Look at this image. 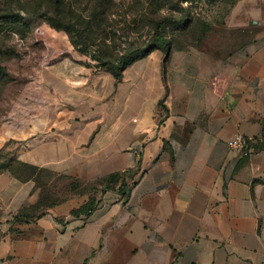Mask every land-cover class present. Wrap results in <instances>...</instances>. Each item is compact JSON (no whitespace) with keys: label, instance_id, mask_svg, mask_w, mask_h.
<instances>
[{"label":"crops","instance_id":"obj_1","mask_svg":"<svg viewBox=\"0 0 264 264\" xmlns=\"http://www.w3.org/2000/svg\"><path fill=\"white\" fill-rule=\"evenodd\" d=\"M223 31L155 48L120 79L72 52L39 73L56 93L31 105V156L50 159L35 163L81 190L127 170L126 192L116 182L88 214L70 199L16 223L0 264H264V0H235ZM235 132L259 140L243 153ZM31 188L11 174L0 206L19 209Z\"/></svg>","mask_w":264,"mask_h":264},{"label":"rangeland","instance_id":"obj_2","mask_svg":"<svg viewBox=\"0 0 264 264\" xmlns=\"http://www.w3.org/2000/svg\"><path fill=\"white\" fill-rule=\"evenodd\" d=\"M46 1L54 3L56 8L64 4L61 19L56 18L59 24L53 25L37 10ZM234 2L0 0V13L11 7L22 15L14 27L0 31V188L11 174L32 185L24 210L0 206V237L17 230L16 223H29L53 204L70 199L75 205L84 199L92 198L94 202L96 193L110 188L103 185L81 190L68 175L51 169L49 163H35L50 159L31 156L32 140L37 136L32 133L35 111L31 105L40 95L56 93L38 87L39 73L63 70L69 52L84 56L82 61L89 67L107 71L111 65L119 66L120 57L138 55L157 45L161 38L170 43L177 39L185 44L202 34L204 38H221L225 12Z\"/></svg>","mask_w":264,"mask_h":264},{"label":"trees","instance_id":"obj_3","mask_svg":"<svg viewBox=\"0 0 264 264\" xmlns=\"http://www.w3.org/2000/svg\"><path fill=\"white\" fill-rule=\"evenodd\" d=\"M64 4L61 3V5L59 7H55L54 3L50 2V1H46V3L42 6H39L37 10H39L41 12V14H43L44 16H46L49 21L55 25V24H59L58 19L56 18H60V16H62L63 12H64ZM33 8V7H31ZM32 10V9H31ZM36 9L33 10V12H37L35 11ZM21 14L19 13V11H14V9H12L11 7L2 11L0 13V18L3 20L0 23V31L5 29V28H12L15 26V23L20 20L21 18ZM182 24H185V22L183 20ZM158 28V27H157ZM204 34H202L198 39L195 40H200L203 39ZM171 44L169 41H165L163 38L160 39L159 43H157V45H151L148 48H146L142 53L138 54V55H134L132 57L129 58H124V56L119 58V66L118 67H114V66H109L108 69H106L108 72L112 73L113 76L116 79H120L121 78V74L123 69L131 62H133L134 60L141 58L143 56H145L146 54H148L151 50H153L154 48H161L165 54H168ZM2 67H0L1 69ZM127 170L125 171H121V172H114L111 173L105 183L103 185H107L108 187H111L113 183L116 182H120L119 187L122 186V188H119L121 190V192L123 194H125L126 192V187L125 184L123 182L124 179V175L127 174ZM17 177V176H16ZM24 206L22 205L21 207H19L21 210H24ZM95 206V200L93 202V199H87V201L83 202L82 204H80L78 207L71 209V214L73 215H78V214H88L89 212H91V210L94 208ZM26 216V215H24ZM27 217V216H26Z\"/></svg>","mask_w":264,"mask_h":264},{"label":"built area","instance_id":"obj_4","mask_svg":"<svg viewBox=\"0 0 264 264\" xmlns=\"http://www.w3.org/2000/svg\"><path fill=\"white\" fill-rule=\"evenodd\" d=\"M258 140L259 137L255 135L235 132L228 140V146L240 149L244 153L251 144L256 143Z\"/></svg>","mask_w":264,"mask_h":264}]
</instances>
